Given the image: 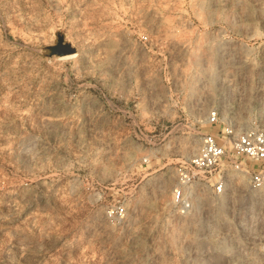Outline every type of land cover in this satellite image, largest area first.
<instances>
[{
    "label": "rangeland",
    "instance_id": "374dc122",
    "mask_svg": "<svg viewBox=\"0 0 264 264\" xmlns=\"http://www.w3.org/2000/svg\"><path fill=\"white\" fill-rule=\"evenodd\" d=\"M212 107L264 121V0H0V264H264L243 174L171 201Z\"/></svg>",
    "mask_w": 264,
    "mask_h": 264
},
{
    "label": "built area",
    "instance_id": "2783aa9c",
    "mask_svg": "<svg viewBox=\"0 0 264 264\" xmlns=\"http://www.w3.org/2000/svg\"><path fill=\"white\" fill-rule=\"evenodd\" d=\"M141 37L146 39L145 35ZM203 123L209 131L200 133L196 151L174 168L171 201L182 215L191 209L199 186L208 187L214 195L223 194L232 171L243 174L250 189L264 190V121L252 117L240 123L212 107ZM123 211L122 205L114 209L118 215Z\"/></svg>",
    "mask_w": 264,
    "mask_h": 264
}]
</instances>
